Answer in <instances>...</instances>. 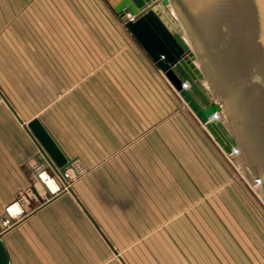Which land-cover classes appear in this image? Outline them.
I'll return each instance as SVG.
<instances>
[{
	"label": "crops",
	"instance_id": "1",
	"mask_svg": "<svg viewBox=\"0 0 264 264\" xmlns=\"http://www.w3.org/2000/svg\"><path fill=\"white\" fill-rule=\"evenodd\" d=\"M34 120L88 170L49 200ZM227 156L107 0H0L12 264H264V202Z\"/></svg>",
	"mask_w": 264,
	"mask_h": 264
},
{
	"label": "water",
	"instance_id": "2",
	"mask_svg": "<svg viewBox=\"0 0 264 264\" xmlns=\"http://www.w3.org/2000/svg\"><path fill=\"white\" fill-rule=\"evenodd\" d=\"M107 1L264 202V0ZM29 128L69 165L38 120ZM2 237L0 264H12Z\"/></svg>",
	"mask_w": 264,
	"mask_h": 264
},
{
	"label": "built area",
	"instance_id": "3",
	"mask_svg": "<svg viewBox=\"0 0 264 264\" xmlns=\"http://www.w3.org/2000/svg\"><path fill=\"white\" fill-rule=\"evenodd\" d=\"M41 153L42 156L45 155L43 150ZM232 163L234 164L233 161ZM32 171L36 179L42 184L45 190V197L48 200L59 193L70 192L74 183L88 174L87 168L79 161H75L63 169L59 168L51 160L45 162L40 161L33 165ZM52 183L55 184V187H53ZM30 195L34 196L33 192H30ZM19 202L24 207L27 203L26 197H21ZM13 206L14 205L8 207L6 214L0 219L1 226H3L4 229L12 227L16 223V220H19L25 214L22 208L17 212L13 211Z\"/></svg>",
	"mask_w": 264,
	"mask_h": 264
},
{
	"label": "bare ground",
	"instance_id": "4",
	"mask_svg": "<svg viewBox=\"0 0 264 264\" xmlns=\"http://www.w3.org/2000/svg\"><path fill=\"white\" fill-rule=\"evenodd\" d=\"M223 118H224V116H223V113L221 112V113H218L213 119H215V120H223ZM205 126H206V125H205ZM234 153H235L236 155H238L239 157L242 155V152H241L239 149H237V147L234 148ZM237 168H238L239 171L243 174V176H245L246 179H247L252 185L255 186V189L257 190V192H258V193L260 194V196H261V195H262L261 186H260L258 183L255 184L251 179H248L247 175H246L243 171H241V168L239 167V165H238ZM52 185H53V187H55V184H54V183H52Z\"/></svg>",
	"mask_w": 264,
	"mask_h": 264
},
{
	"label": "rangeland",
	"instance_id": "5",
	"mask_svg": "<svg viewBox=\"0 0 264 264\" xmlns=\"http://www.w3.org/2000/svg\"><path fill=\"white\" fill-rule=\"evenodd\" d=\"M229 159H230V157H229V155L227 156ZM238 169V168H237ZM242 174V173H241ZM242 177L243 178H245L243 175H242ZM252 185V184H251ZM252 191H254V192H256L257 194H258V192H257V190L255 189V186L254 185H252Z\"/></svg>",
	"mask_w": 264,
	"mask_h": 264
}]
</instances>
